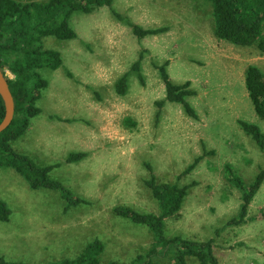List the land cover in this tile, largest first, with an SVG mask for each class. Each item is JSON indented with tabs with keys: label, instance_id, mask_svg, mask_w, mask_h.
<instances>
[{
	"label": "rangeland",
	"instance_id": "1",
	"mask_svg": "<svg viewBox=\"0 0 264 264\" xmlns=\"http://www.w3.org/2000/svg\"><path fill=\"white\" fill-rule=\"evenodd\" d=\"M30 1L37 0H23ZM114 7L144 28L168 29L139 39L107 6L75 12L76 39L45 38L47 47L61 52L63 65L42 70L49 81L38 101L42 112L13 143L39 165H56L51 179L92 204L68 208L60 191L32 189L16 170L0 168V199L12 211L9 221H0V256L47 263L76 257L99 238L106 245L102 262L130 263L150 249L154 237L147 226L115 214L114 208L128 205L159 213L145 184L153 172L160 182L195 183L180 217L166 219L168 237L215 239L221 264H264V219L257 218L264 212V184L247 222L230 225L241 192L224 173L229 163L249 184L264 166V149L238 124L246 119L264 131L245 85L250 64L264 71V54L254 46L219 40L204 0H114ZM142 51L144 80L133 69ZM165 60L174 81L189 80L197 90L191 101L198 120L176 103L158 104L166 89L154 63ZM124 74L128 90L120 95L116 83ZM204 145L215 153L183 173L204 154ZM72 152L85 156L70 162ZM189 264L197 263L190 259Z\"/></svg>",
	"mask_w": 264,
	"mask_h": 264
},
{
	"label": "trees",
	"instance_id": "2",
	"mask_svg": "<svg viewBox=\"0 0 264 264\" xmlns=\"http://www.w3.org/2000/svg\"><path fill=\"white\" fill-rule=\"evenodd\" d=\"M211 6L214 22V34L219 40L228 41L238 46L257 47L264 54V0H204ZM107 6L119 20L126 22L133 33L143 39L158 35L168 28H144L130 20L129 17L114 7V0H0V66L8 79L9 87L15 101V115L11 124L0 134V168L9 167L16 170L32 189L48 188L61 192L67 201V207L92 204L88 199L76 195L63 183L51 179L50 172L56 165H39L29 155L18 152L13 142L22 137L31 125L32 119L42 109L38 101L48 88L49 81L42 70L59 69L63 65V57L59 50L46 46L45 38L49 36L61 40H72L78 37L71 25L75 12L91 13L98 7ZM144 51L133 69L141 80ZM169 60L154 63L160 78L165 84L166 97L158 102L163 106L166 102L180 105L185 114L195 120L199 113L191 101L197 90L191 81L176 82L168 71ZM8 68L13 78L6 71ZM129 76L122 75L116 90L125 95L128 90ZM245 85L253 103L255 113L264 120V71L256 64H250L245 72ZM5 116V104L0 95V123ZM130 124H134L130 118ZM240 128L252 137L257 145L264 149V131L249 120L239 119ZM183 171L191 172L205 155L215 153L206 150ZM85 153L72 152L68 161H78ZM152 171V166L147 164ZM224 173L227 179L241 192V203L238 214L228 221L230 225H241L247 222L251 203L264 184V166L254 176L251 183L246 184L235 168L226 163ZM145 184L158 202L159 213L142 212L128 205L114 208L115 214L136 224L145 225L152 232L154 241L145 253H139L130 263L121 261L102 262L101 255L106 249L102 239L96 238L88 242L76 257H67L47 263H28L11 261L0 256V264H189L190 259L197 264H221L215 252V239L206 241L194 240L183 235H166V219L178 218L186 197L195 183L180 186L177 183L160 182L152 172ZM12 214L8 204L0 199V221H9ZM264 219V212L257 216Z\"/></svg>",
	"mask_w": 264,
	"mask_h": 264
},
{
	"label": "water",
	"instance_id": "3",
	"mask_svg": "<svg viewBox=\"0 0 264 264\" xmlns=\"http://www.w3.org/2000/svg\"><path fill=\"white\" fill-rule=\"evenodd\" d=\"M0 95L5 104V116L0 123V134L11 124L15 115V101L9 87L8 79L0 66Z\"/></svg>",
	"mask_w": 264,
	"mask_h": 264
},
{
	"label": "crops",
	"instance_id": "4",
	"mask_svg": "<svg viewBox=\"0 0 264 264\" xmlns=\"http://www.w3.org/2000/svg\"><path fill=\"white\" fill-rule=\"evenodd\" d=\"M31 123H32V122H31ZM30 126H31V125H30ZM26 132H27V131H26ZM14 142H15V141H14ZM14 142H13V143H14ZM3 168H4V167H3ZM6 168H7V167H6Z\"/></svg>",
	"mask_w": 264,
	"mask_h": 264
}]
</instances>
